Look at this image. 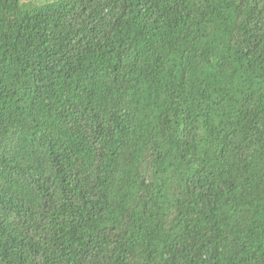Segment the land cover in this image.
Here are the masks:
<instances>
[{"label": "trees", "instance_id": "1", "mask_svg": "<svg viewBox=\"0 0 264 264\" xmlns=\"http://www.w3.org/2000/svg\"><path fill=\"white\" fill-rule=\"evenodd\" d=\"M0 264H264V0H0Z\"/></svg>", "mask_w": 264, "mask_h": 264}]
</instances>
